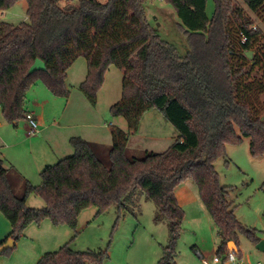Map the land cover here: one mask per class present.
Returning <instances> with one entry per match:
<instances>
[{"label":"trees","instance_id":"16d2710c","mask_svg":"<svg viewBox=\"0 0 264 264\" xmlns=\"http://www.w3.org/2000/svg\"><path fill=\"white\" fill-rule=\"evenodd\" d=\"M18 1L0 0V9ZM26 1L28 21H0V112L5 120L18 126L26 119L28 93L38 80L54 95L68 97L67 69L83 55L88 72L80 88L92 103L107 70L116 66L123 71V90L110 108L112 115L124 117L134 132L144 113L157 108L179 135L167 150H147L142 156L131 154L128 134L118 127L112 129L111 144L72 137L74 153L46 165L38 185L15 167L1 166L0 211L12 226L9 238L17 242L31 223L45 218L76 229L80 213L90 206L102 214L117 205L121 213L125 201L142 190L170 224L169 245L159 264H176L185 219L176 188L191 179L217 227L218 255L225 258L234 241L241 256L240 234L257 244L258 231L236 215L238 205L230 199L236 188L222 185L215 167L227 145L245 137L251 154L264 157L263 32L244 8L235 0H214L209 16L208 0H164L188 36L189 50L181 55L150 23L147 0ZM243 2L264 15V0ZM38 58L45 67L33 69ZM31 193L44 198L45 206H28ZM74 238L36 264H104L109 258L107 249L76 250Z\"/></svg>","mask_w":264,"mask_h":264},{"label":"rangeland","instance_id":"374dc122","mask_svg":"<svg viewBox=\"0 0 264 264\" xmlns=\"http://www.w3.org/2000/svg\"><path fill=\"white\" fill-rule=\"evenodd\" d=\"M70 1L63 0L62 4ZM235 1L244 8L254 26L262 30L260 42H264V15L249 10L243 0ZM145 6L154 28L175 45L181 55H186L190 47L188 36L180 29V19L173 6L164 0H147ZM207 12L212 16L214 0H208ZM0 21L14 25L28 21L27 1L19 0L9 10L0 9ZM260 45L264 47V43ZM44 67L45 62L40 58L33 65V69ZM87 72L88 62L83 55L68 67L67 84L71 90L68 97L54 95L41 80L31 87L27 107L39 117V131L34 134L27 118L14 126L0 112V164L3 168L15 167L32 184L38 185L46 165L74 153L72 137L107 141L112 136L109 123L125 129L128 147L135 156H142L147 150L162 152L174 143L176 139L170 128L177 134L178 131L157 108L144 113L134 132L129 131L124 117L112 115L111 106L122 99L123 72L120 68L112 66L107 70L96 103H92L80 88ZM215 167L221 184L236 188L230 198L238 205L237 217L245 226L257 228L264 239V157L251 154L250 139L245 137L241 143H229L226 156L220 157ZM176 195L185 210L184 232L177 244V264H200L203 260L195 245L211 259L220 242L217 227L193 180L181 183ZM27 204L41 208L46 202L31 193ZM73 237L72 245L76 250L107 249L109 258L104 264H159L163 248L169 245L170 224L155 202L139 190L125 201L121 213L117 205L102 214H98L96 206L84 209L76 229L67 223L54 225L49 218L39 224L31 223L11 252L3 255L1 264H36L43 253L56 251ZM240 247L241 257H245L242 264L264 263V253L245 234H240Z\"/></svg>","mask_w":264,"mask_h":264},{"label":"crops","instance_id":"0c3cea01","mask_svg":"<svg viewBox=\"0 0 264 264\" xmlns=\"http://www.w3.org/2000/svg\"><path fill=\"white\" fill-rule=\"evenodd\" d=\"M123 72V71H122ZM29 112L30 113H32L33 115H34V117L36 118V120L38 121L39 120V117H38V115L36 114V112L34 111V110H31V109H29ZM39 122V121H38ZM109 126H110V131H111V133H112V129H113V127L115 126V124H113V123H109ZM122 130H124L125 131V129H123V128H121ZM172 131V134H173V138L174 139H177L178 138V135H179V132H178V134L174 131L173 132V128L171 129L170 128V132ZM98 142H100V141H98ZM102 143H106V144H111L112 143V136H111V139H108L107 141H104V142H102ZM25 176V175H24ZM29 198V197H28ZM231 199V198H230ZM178 200H179V202H180V198L178 197ZM28 201V200H27ZM234 201V200H233ZM235 202V201H234ZM45 206V205H44ZM237 209V208H236ZM239 219V218H238ZM240 220V219H239ZM241 221V220H240ZM242 222V221H241ZM243 223V222H242ZM249 228V227H248ZM253 229H256L257 231H258V235L260 236V238L262 239V236H261V234H260V231L257 229V228H253ZM11 231H12V226H11V224H10V221L3 215V213L0 211V245L1 244H4V242L7 240V239H9V237H10V233H11ZM183 234V233H182ZM220 243V242H219ZM196 247H198V250H199V252H200V254H201V259L203 260V258L204 257H208L207 256V254H205L203 251H202V249H201V247H199L198 245H195ZM218 247H219V244H218ZM218 247H217V249H216V252H217V250H218ZM240 249H241V247H240ZM39 250L40 249H38V251H37V254H38V257L40 256V253H39ZM242 251V250H241ZM43 254H45V253H43ZM42 254V255H43ZM41 255V256H42ZM40 256V257H41ZM242 256V255H241ZM241 256H239V257H241ZM2 257H3V255H0V264L1 263H3V260H2ZM39 257V258H40ZM242 258V257H241ZM243 262H245V257L244 258H242V262H241V264L243 263ZM259 262V261H258ZM262 262V261H261ZM176 264H177V261H176ZM200 264H204L203 262L201 263L200 262Z\"/></svg>","mask_w":264,"mask_h":264},{"label":"built area","instance_id":"2783aa9c","mask_svg":"<svg viewBox=\"0 0 264 264\" xmlns=\"http://www.w3.org/2000/svg\"><path fill=\"white\" fill-rule=\"evenodd\" d=\"M26 118L31 124V133L34 134L35 132H38L39 122L36 120L34 115L29 112ZM203 262L204 264H241L242 258L239 257L234 250H230V252H228L225 256V258L216 253L211 259H209L208 257H204ZM257 264L264 263L259 261Z\"/></svg>","mask_w":264,"mask_h":264},{"label":"water","instance_id":"95a60500","mask_svg":"<svg viewBox=\"0 0 264 264\" xmlns=\"http://www.w3.org/2000/svg\"><path fill=\"white\" fill-rule=\"evenodd\" d=\"M252 56H253V55H250V57H252ZM1 166H2V164H0V167H1ZM15 245H16V241H15L14 239H12V238H9V239H7V240L4 242V244H2V245L0 246V252H2V251H6V250H9V249L15 247ZM228 246H229V249H230V250H234V251L237 250V246H236V243H235L234 241H230V242L228 243ZM256 247H257L260 251H262V252L264 253V239H261V240L256 244Z\"/></svg>","mask_w":264,"mask_h":264}]
</instances>
